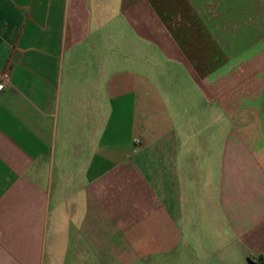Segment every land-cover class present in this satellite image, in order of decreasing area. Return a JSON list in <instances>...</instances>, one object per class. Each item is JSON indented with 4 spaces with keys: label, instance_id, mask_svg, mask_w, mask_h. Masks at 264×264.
I'll return each mask as SVG.
<instances>
[{
    "label": "crops",
    "instance_id": "0c3cea01",
    "mask_svg": "<svg viewBox=\"0 0 264 264\" xmlns=\"http://www.w3.org/2000/svg\"><path fill=\"white\" fill-rule=\"evenodd\" d=\"M263 40L264 0H0V264H147L181 245L192 264H264V160L215 97ZM165 46L219 104L214 135L149 91Z\"/></svg>",
    "mask_w": 264,
    "mask_h": 264
},
{
    "label": "rangeland",
    "instance_id": "374dc122",
    "mask_svg": "<svg viewBox=\"0 0 264 264\" xmlns=\"http://www.w3.org/2000/svg\"><path fill=\"white\" fill-rule=\"evenodd\" d=\"M169 53L170 50L166 46L163 48V54L158 51V65L154 66L158 69L160 75L163 74L164 79L153 76L152 74L155 75V73L150 68L148 69L149 91L155 89L164 93V90H166L170 100H176L177 110L172 115L176 117V126H183L182 128L186 129L187 135L193 136L195 134L197 137H204L208 134L214 135L217 129L214 125L215 120L225 121L223 112L219 111V104L211 102V107H207L209 105L208 97L200 92L184 65L182 63L178 64L168 57ZM154 54L149 52V58L155 56ZM226 66L227 77L220 81L222 85L218 88V94L215 97L222 103L227 104L229 117L225 118L226 122L233 125L234 122L240 121L243 135L257 151L260 158L264 160V40L257 46L247 50L242 57L230 60ZM176 89H179L184 96H177ZM172 93L174 95H171ZM168 97L166 94L163 96L167 108L170 106ZM149 98L152 99L151 96ZM241 106H244L247 112L235 113V110L241 108ZM256 106L260 107L259 111L256 110ZM214 109H216V113ZM190 121H193L194 125L192 128L190 126L187 129V123ZM252 121L255 122L254 128L251 127ZM184 125L186 128H184ZM177 136L181 138L183 135L177 132ZM74 203V200H69L66 204L67 208L70 209ZM70 224L72 225L70 233L74 235L75 223ZM70 239L71 243L73 238ZM182 252L181 245V250L175 254L152 257L147 264H192L194 261L199 260L196 255L183 256ZM72 258L67 256L65 264H71Z\"/></svg>",
    "mask_w": 264,
    "mask_h": 264
},
{
    "label": "built area",
    "instance_id": "2783aa9c",
    "mask_svg": "<svg viewBox=\"0 0 264 264\" xmlns=\"http://www.w3.org/2000/svg\"><path fill=\"white\" fill-rule=\"evenodd\" d=\"M10 86V75L8 73H1L0 74V92L5 90ZM136 144H139L138 141H136Z\"/></svg>",
    "mask_w": 264,
    "mask_h": 264
}]
</instances>
